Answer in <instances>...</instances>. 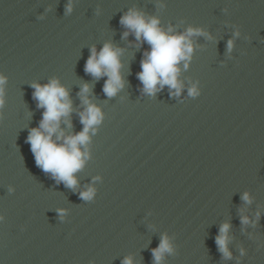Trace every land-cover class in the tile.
Listing matches in <instances>:
<instances>
[{"label": "water", "instance_id": "obj_1", "mask_svg": "<svg viewBox=\"0 0 264 264\" xmlns=\"http://www.w3.org/2000/svg\"><path fill=\"white\" fill-rule=\"evenodd\" d=\"M130 10L172 34L201 30L177 65L179 95L143 91L150 45L120 23ZM105 43L121 49L111 97L107 76L85 72ZM0 73V264H156L165 236L160 264H264V0H0ZM52 79L72 102L66 135L83 129L85 83L103 113L75 187L38 167L27 142L44 112L32 84ZM224 223L230 257L216 243Z\"/></svg>", "mask_w": 264, "mask_h": 264}, {"label": "clouds", "instance_id": "obj_2", "mask_svg": "<svg viewBox=\"0 0 264 264\" xmlns=\"http://www.w3.org/2000/svg\"><path fill=\"white\" fill-rule=\"evenodd\" d=\"M71 3L67 11H71ZM120 23L131 30L137 41H145L150 45V50H146L144 58L141 60V71L137 74L142 82L143 91L154 95L159 88L168 85L170 89H175V95H179L181 86L178 82V63L190 59L193 52V45L190 37L201 34L200 29L189 27L186 34H172V28L166 31L160 28L159 21L156 18L146 19L142 13L136 10H130L121 17ZM129 33L126 31L124 36ZM237 35L239 33L237 32ZM229 51L233 47V41H228ZM121 49L113 47L111 43H105L97 53L95 47L85 63V72L94 77L107 76L103 91L108 96H114L124 86V80L121 75L122 63L120 60ZM7 77L0 73V106L4 104V87ZM159 85V88L157 87ZM33 98L37 100V107L43 108L42 119L37 127L30 129L27 136V142L34 154L35 162L44 172L51 173L57 182L63 181L67 187H75L77 179L74 173L79 171L85 160L88 158L87 150L81 151L82 145H87L90 137L89 132H96V127L103 120V113L99 106L90 102L88 98L89 85L85 83L81 89L80 95L83 104L86 106L84 111L80 112L83 129L77 134H65L61 128V120L71 127V122L67 117L72 111V102L69 99V93L66 87L61 85L57 79H52L48 83L41 85L33 83ZM190 96L199 94L198 89L193 86L189 89ZM94 188H89L80 193L81 197L89 200L93 197ZM245 201L249 196L245 193L242 197ZM64 211L60 210V216L63 218ZM4 216L0 215V220ZM242 223H249L247 216L242 217ZM230 225L224 223L219 229L216 237V243L219 250L230 257L227 244L229 241L228 231ZM172 247L168 238L161 239L157 248L153 249V256L156 264H160L162 256L166 252H171ZM243 254V249H241ZM123 264H133L131 257H126Z\"/></svg>", "mask_w": 264, "mask_h": 264}]
</instances>
